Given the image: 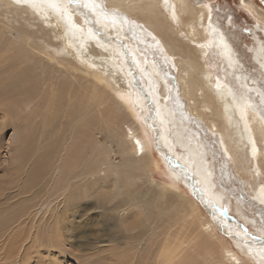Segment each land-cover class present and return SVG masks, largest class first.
Wrapping results in <instances>:
<instances>
[{
  "label": "bare ground",
  "instance_id": "6f19581e",
  "mask_svg": "<svg viewBox=\"0 0 264 264\" xmlns=\"http://www.w3.org/2000/svg\"><path fill=\"white\" fill-rule=\"evenodd\" d=\"M162 1L165 3L163 6L160 5ZM238 4L254 19L257 27H264L262 7L253 0H239ZM0 6H14L21 11H27L43 23L42 25H46L52 32V37L58 41L56 46L50 42L42 45L39 51H33L27 42L12 39L0 28V54L5 63L9 61L14 79L13 87H9L0 96L3 97L0 101V128H5L8 122L15 121L9 119L13 105L21 107L25 102H31L37 97L42 99V106L55 115L60 103L70 101L69 93L76 92L72 82L70 84L58 79L60 76L75 77V71L67 68L62 71L57 68V64L65 59L58 58L56 54L70 55L78 60L84 73L99 79L98 81L101 80L100 82L114 80L112 75L115 74L122 79L121 85H118L120 91L134 93L139 104L146 100L148 111L151 112L149 118L153 120L154 125H162L161 128L154 127L158 144H161L160 149L167 152L169 148L166 144L169 130L171 141L182 150V160L187 167L183 168L184 170L182 167L177 168L178 174L175 175L190 186L189 189L194 193L196 200L209 197L211 202L220 204L221 193L215 189L213 178L216 172L221 181L226 175V165H218V170L211 167L208 161L209 149L205 147L198 130L191 126L186 105L171 82L168 66H172L177 72L181 95L186 98L190 112L205 120L210 132L218 135V147L225 157L230 159L234 168L237 171H245L246 175L243 177L252 178L253 185L249 187L251 196L264 219V178H257L260 171L259 162L264 158V88L238 63L237 55L226 34L228 29L223 27L220 21H223V17L213 11L209 0H203L199 4L189 0H0ZM128 14L138 22L130 20ZM227 23L232 25V19L229 18ZM209 54L219 60L220 76L208 69L206 60ZM252 54L260 73L264 76L262 39L256 42ZM90 68L94 72H88ZM227 77H232L233 85L226 81ZM41 81L46 87L45 90L49 91L48 95L46 91L38 90V83ZM204 91L208 96L204 95ZM124 96L126 98L128 95ZM89 101L91 100L88 97L80 94L72 103L74 117L77 116L76 122L85 117L87 107H90ZM75 108L79 109L77 115ZM207 110H210V114H207ZM18 114L16 121L21 120L22 113ZM88 122L90 121L84 120L83 128H88ZM46 125L48 128L44 131L45 136L42 134L36 143L49 151L52 139L56 141L61 139V136L58 129L55 131L51 118ZM23 126L22 122V129L25 128ZM49 128L50 131H47ZM127 129L126 136L130 138L131 150L135 155L142 156L144 146L140 135L134 127L128 125ZM84 136H89L88 132L82 133L80 139ZM42 139L46 140L45 146L41 145ZM30 145L34 147L33 143ZM26 150L28 149L25 145L20 165L26 162L29 165L33 159L24 156ZM51 155L40 157L29 165L26 178L24 177L27 184H35L36 178L44 173ZM64 161L66 171L55 184V191L60 192L61 202L67 203L65 209H76L80 203L75 202L77 199H82L88 196L89 191L101 187L95 197L96 207L105 213L108 209H118L127 228L135 230L130 236L132 242H138L143 236L153 237L151 224L154 223L152 217L156 214L148 212L147 207L140 211V207L134 204L136 196L131 188L132 179H129L134 169H147L149 162L146 157L144 161L136 164H124V173L121 174L123 177L118 178H110L115 171L107 169V166L100 167L101 162L95 154L90 158L85 154L81 155L78 144L69 149ZM169 162H172L171 165L176 163L172 158ZM106 170L109 171L105 172ZM123 180L129 185V188L125 189V196L120 193L119 181ZM197 183L201 185V189ZM25 184L21 183L23 189L28 188ZM113 199L117 201L114 202ZM111 202H114V206H105ZM57 214L61 215L60 211ZM96 218L99 217L95 215L90 217V220L94 222ZM62 220L58 218L56 221ZM84 224H88L87 219ZM80 225L72 227L77 234L84 231ZM202 225L212 232L209 223ZM260 226L264 234V224ZM234 238L241 242L245 252L256 262L264 264V240L253 241L236 235ZM183 243L181 238V241L171 246L169 239L165 238L162 244L166 246L162 253H159L161 257H158L157 264H170L172 260L182 261L183 256L178 257V254ZM84 246L88 248L87 244ZM213 249V244L207 238L197 240V252L203 251L210 256ZM221 256L228 264H241L240 257L225 243L222 245ZM186 257L185 262L191 259Z\"/></svg>",
  "mask_w": 264,
  "mask_h": 264
},
{
  "label": "rangeland",
  "instance_id": "374dc122",
  "mask_svg": "<svg viewBox=\"0 0 264 264\" xmlns=\"http://www.w3.org/2000/svg\"><path fill=\"white\" fill-rule=\"evenodd\" d=\"M189 1L199 4L203 0ZM238 1L209 0V3L213 11L223 17V21L221 19L220 21L222 26L228 29L226 34L237 55L238 63L264 88V76L252 58V49L256 42L262 39L264 46V27L262 25L257 27L254 19L239 7ZM253 2L264 9V0ZM164 4V1L160 3L161 6ZM13 7L0 6L2 31L12 39H18V42H27L33 51H39L42 45L50 42L53 46L58 44L46 25H42L43 23L27 11ZM128 17L136 21L135 17L129 14ZM225 18L232 19V25L227 23ZM56 56L65 59L57 64V68H61L62 71L66 68L75 71V77L60 76L58 79L70 84L72 82L71 85L76 92L69 93L70 101L60 103L55 115L50 114L47 108L42 106V99L37 97L31 102H25L21 107L13 105L12 116L9 119L15 121L8 122L5 128H0V264H157L158 257H161L159 253H162L166 246L162 244L165 238L169 239L171 246L176 245L181 238L184 241L178 254V257L183 256L182 261L172 260L170 264H228L221 256L224 243L240 257L241 264H260L247 254L241 242L234 238L236 235L253 241L264 240L260 226L264 224V219L249 189L253 185L252 178L243 177L246 175L245 171H237L234 168L230 159H227L218 147V135L210 132L205 120L190 112L186 98L181 95L174 67L168 66L171 82L176 86L178 95L186 105L191 126L198 130L205 147L209 149L211 155H208V161L211 167L218 170V165L223 163L226 165L223 180L220 181L216 172L213 178L215 189L221 193L220 204L211 202L209 197L200 199L202 203L196 200L194 193L189 189L190 186L175 175L178 174L177 168L182 167L184 170L187 167L182 160V150L171 141L169 130L166 135L169 151L167 147L164 148L167 152L160 149L161 144H158L154 127L161 128L162 125L157 123L154 125L153 120L149 118L151 112L148 111L146 100L139 104L134 93L120 91L118 85H121L122 79L115 74L112 75L114 80L100 82L101 80L98 81L99 79L84 73L80 69L81 64L72 56H63L61 53ZM206 62L208 69L217 76L221 75L219 60L209 54ZM9 65V61L5 63L0 54V96L14 84ZM87 71L94 72L91 68ZM226 81L233 85L232 77H227ZM44 86L42 81L39 82L38 90L40 92L44 90L48 95L49 91L45 90ZM66 94L67 92L64 95ZM80 94L88 97L91 105L88 104L90 107H87L85 117L76 122L77 116L74 117L72 103ZM124 95L128 96L125 98ZM204 95L208 96V93L204 91ZM2 99L3 97L0 101ZM18 113H22V116L21 120L16 121ZM77 114L79 109L75 108V115ZM207 114H210V110H207ZM50 118L61 139L56 141L52 139L48 151V148H42L36 142H39L41 135L46 132L45 129L48 128L46 122ZM85 119L90 121L87 129L83 128ZM22 122L24 129L21 128ZM128 125L134 127L142 139L144 146L142 156L135 155L130 148V138L126 136ZM47 131H50V128ZM84 132H88L89 136L80 139ZM40 142L44 146L47 144L45 139ZM31 143L34 144L33 148ZM74 144H78L81 155L85 154L90 158L95 154L101 162L100 167L107 166V169L115 171L110 178L123 177L121 174L124 173L123 165L126 163L136 164L144 161L145 157L148 159L147 169H134L135 172L132 171L129 179H132L131 188L133 195L136 196L134 204L140 207V211L147 207L148 212L156 214L152 217L154 220L151 224L152 238L143 236L142 241L132 242L130 236L135 230L127 228L126 222L120 218L118 209H108L105 213L104 210L97 208L95 197L101 187L89 191L88 196L82 199L74 200L76 203L80 202L76 209L70 211L65 209L67 203L65 205L61 202L62 198L59 196L60 192L55 191L57 187L55 184L60 176L63 177L65 174L64 159ZM25 145L28 150L24 152V156L33 158L29 165L38 158L52 153L47 161L46 170L44 169V173L36 178L35 184H27L25 181L29 167L27 162L19 164ZM170 158L176 162L174 165L169 162ZM259 166L257 178L262 179L264 158L260 160ZM107 171L109 170L105 172ZM21 183H26L28 188L23 189ZM119 185L121 195L125 196V189H128L129 185L126 180L119 181ZM197 185L201 189V185L199 183ZM113 201L116 202L117 199ZM114 202L105 206L112 207ZM58 211L61 215L57 214ZM95 215L99 218L92 222L90 217ZM57 217L60 221L63 219L62 222H57ZM86 219L88 224L85 225ZM204 223H209L212 232L205 229L202 225ZM78 225L84 230L79 234L72 229ZM204 237L214 246L210 256L203 251H196L197 240ZM85 244L88 248H85ZM186 256L191 259L185 262Z\"/></svg>",
  "mask_w": 264,
  "mask_h": 264
}]
</instances>
